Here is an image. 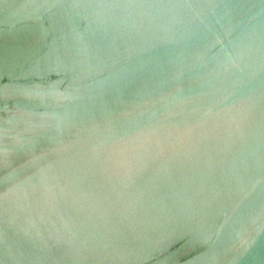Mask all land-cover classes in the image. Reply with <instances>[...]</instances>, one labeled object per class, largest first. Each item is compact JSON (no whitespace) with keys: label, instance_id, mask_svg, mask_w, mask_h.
Returning a JSON list of instances; mask_svg holds the SVG:
<instances>
[{"label":"water","instance_id":"95a60500","mask_svg":"<svg viewBox=\"0 0 264 264\" xmlns=\"http://www.w3.org/2000/svg\"><path fill=\"white\" fill-rule=\"evenodd\" d=\"M0 264H264V0H0Z\"/></svg>","mask_w":264,"mask_h":264}]
</instances>
